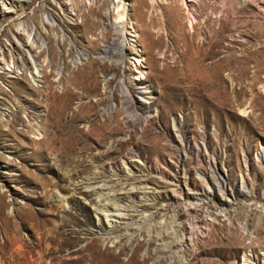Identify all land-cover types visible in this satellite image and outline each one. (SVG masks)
I'll return each instance as SVG.
<instances>
[{
    "label": "rangeland",
    "instance_id": "1",
    "mask_svg": "<svg viewBox=\"0 0 264 264\" xmlns=\"http://www.w3.org/2000/svg\"><path fill=\"white\" fill-rule=\"evenodd\" d=\"M165 230L264 264V0H0V264H172Z\"/></svg>",
    "mask_w": 264,
    "mask_h": 264
},
{
    "label": "bare ground",
    "instance_id": "2",
    "mask_svg": "<svg viewBox=\"0 0 264 264\" xmlns=\"http://www.w3.org/2000/svg\"><path fill=\"white\" fill-rule=\"evenodd\" d=\"M32 54V53H31ZM33 55V54H32ZM34 57V56H33ZM147 92L148 91H143L142 92V94L143 95H145V94H147ZM143 102V101H142ZM145 103L146 104H148V102H146L145 101ZM48 124V123H47ZM58 135V134H57ZM52 141V139L47 135L45 138H44V141H43V145H44V147H45V149H46V151H49L50 149H52V147H54V148H57V149H59V150H61L62 148H63V144H64V141H63V139L61 138V136H59L58 135V138L55 140V142L53 143V142H51ZM99 175L100 174H98L97 176H95V177H93V178H91L90 179V183H91V185H94V184H97L98 183V185L100 184L99 182H98V180H99ZM143 184V183H142ZM218 185L219 186H222L223 185V181L221 180L220 182H218ZM93 188H97L100 192L99 193H101V195H105V196H107V192L105 193V191H110V192H112V191H114V188L112 187V186H110L109 184H106V183H103V185H101L100 187H93ZM109 192V193H110ZM111 194V193H110ZM114 195V194H113ZM115 196V195H114ZM110 197V196H109ZM108 198V197H107ZM113 198V197H112ZM111 199V198H110ZM116 216H118V217H120L119 215H116ZM141 216V215H140ZM121 218V217H120ZM145 220H148V218L146 219L144 216H143V218L140 220L141 222H142V224L144 223V222H147V221H145ZM141 224V225H142ZM173 224H176V223H173ZM146 225V224H145ZM144 225V226H145ZM143 226V225H142ZM141 226V228H143ZM172 227H174V232H179V226L177 225V226H172ZM157 228V227H156ZM151 229V228H150ZM159 229H161V227H159L158 226V231H159ZM144 230V229H143ZM172 230H173V228H172ZM140 231H141V229H140ZM144 231H146V230H144ZM161 234L159 235V236H155L154 235V239H156V241H160V240H162V242L164 243V245H163V247H164V249L165 250H167L168 251V254H171V256H172V258H173V263L172 264H174V262H175V259L178 257V254L180 253V248L181 249H183V247H181L182 245H181V242H183L182 241V237H180V238H178V239H175V237L176 236H174L173 237V234L175 235V233H173L172 231H171V234L170 233H168V231H164L163 233L162 232H160ZM170 256V257H171Z\"/></svg>",
    "mask_w": 264,
    "mask_h": 264
}]
</instances>
